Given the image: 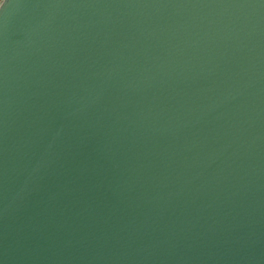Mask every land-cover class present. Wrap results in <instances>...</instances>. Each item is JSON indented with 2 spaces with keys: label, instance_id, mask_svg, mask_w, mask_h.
Here are the masks:
<instances>
[{
  "label": "water",
  "instance_id": "1",
  "mask_svg": "<svg viewBox=\"0 0 264 264\" xmlns=\"http://www.w3.org/2000/svg\"><path fill=\"white\" fill-rule=\"evenodd\" d=\"M0 264H264V0H5Z\"/></svg>",
  "mask_w": 264,
  "mask_h": 264
},
{
  "label": "clouds",
  "instance_id": "2",
  "mask_svg": "<svg viewBox=\"0 0 264 264\" xmlns=\"http://www.w3.org/2000/svg\"><path fill=\"white\" fill-rule=\"evenodd\" d=\"M5 3V0H2V2H0V6H3Z\"/></svg>",
  "mask_w": 264,
  "mask_h": 264
}]
</instances>
